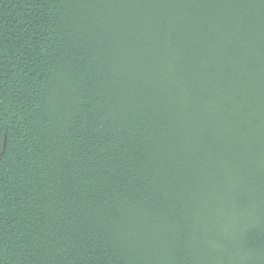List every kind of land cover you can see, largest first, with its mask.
<instances>
[{"label": "trees", "instance_id": "trees-1", "mask_svg": "<svg viewBox=\"0 0 264 264\" xmlns=\"http://www.w3.org/2000/svg\"><path fill=\"white\" fill-rule=\"evenodd\" d=\"M0 264H264V0H0Z\"/></svg>", "mask_w": 264, "mask_h": 264}, {"label": "water", "instance_id": "water-1", "mask_svg": "<svg viewBox=\"0 0 264 264\" xmlns=\"http://www.w3.org/2000/svg\"><path fill=\"white\" fill-rule=\"evenodd\" d=\"M5 143H3V146H4Z\"/></svg>", "mask_w": 264, "mask_h": 264}]
</instances>
